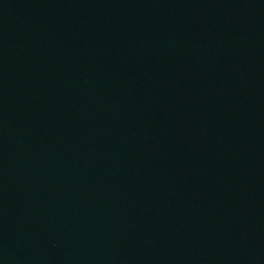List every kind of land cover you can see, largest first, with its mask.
<instances>
[{
	"label": "water",
	"instance_id": "95a60500",
	"mask_svg": "<svg viewBox=\"0 0 264 264\" xmlns=\"http://www.w3.org/2000/svg\"><path fill=\"white\" fill-rule=\"evenodd\" d=\"M0 264H264V0H0Z\"/></svg>",
	"mask_w": 264,
	"mask_h": 264
}]
</instances>
